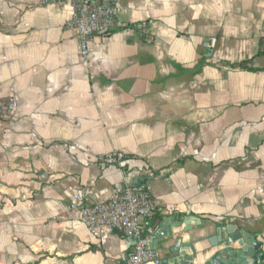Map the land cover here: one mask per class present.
I'll return each instance as SVG.
<instances>
[{
  "label": "crops",
  "instance_id": "crops-1",
  "mask_svg": "<svg viewBox=\"0 0 264 264\" xmlns=\"http://www.w3.org/2000/svg\"><path fill=\"white\" fill-rule=\"evenodd\" d=\"M119 2L84 64L70 3L0 0V102L19 101L0 121V264H123L121 234H90L72 199L130 186L160 204L162 264L179 239L209 264L228 226L264 253V0Z\"/></svg>",
  "mask_w": 264,
  "mask_h": 264
},
{
  "label": "built area",
  "instance_id": "built-area-1",
  "mask_svg": "<svg viewBox=\"0 0 264 264\" xmlns=\"http://www.w3.org/2000/svg\"><path fill=\"white\" fill-rule=\"evenodd\" d=\"M68 2L73 7V16L66 24V30L73 32L79 43L80 59L90 62L96 36H108L117 27L122 12L119 0H40L41 5ZM143 33L145 25L138 27ZM264 52V34L262 40ZM19 107L16 98L0 102V121L13 118ZM127 156L122 152H109L99 156L97 162L104 166H116L123 170ZM74 204L83 198H73ZM160 204L153 198L148 187L130 186L117 197L85 206L76 213V221L88 232L99 238L117 232L125 241L128 251L123 264H162L158 254L151 248L155 235L153 220Z\"/></svg>",
  "mask_w": 264,
  "mask_h": 264
},
{
  "label": "water",
  "instance_id": "water-1",
  "mask_svg": "<svg viewBox=\"0 0 264 264\" xmlns=\"http://www.w3.org/2000/svg\"><path fill=\"white\" fill-rule=\"evenodd\" d=\"M86 193L84 192L83 194ZM75 206L78 209H82L86 205L85 202H81ZM170 235L173 236L172 233ZM183 242V239L177 240V255L172 259L171 263L164 264H193L197 252L192 247L190 249L192 253L183 250ZM216 242L213 248L218 249V251L209 260V264H262L264 257L263 245L256 236L237 231L235 226H228L218 229ZM235 245H238L239 248H235Z\"/></svg>",
  "mask_w": 264,
  "mask_h": 264
},
{
  "label": "trees",
  "instance_id": "trees-1",
  "mask_svg": "<svg viewBox=\"0 0 264 264\" xmlns=\"http://www.w3.org/2000/svg\"><path fill=\"white\" fill-rule=\"evenodd\" d=\"M109 36V35H108ZM237 67L243 69L245 67V65L241 64V65H238Z\"/></svg>",
  "mask_w": 264,
  "mask_h": 264
}]
</instances>
